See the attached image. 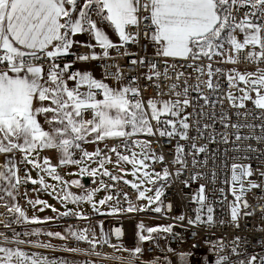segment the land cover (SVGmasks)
I'll return each mask as SVG.
<instances>
[{"label":"snow or ice","instance_id":"snow-or-ice-1","mask_svg":"<svg viewBox=\"0 0 264 264\" xmlns=\"http://www.w3.org/2000/svg\"><path fill=\"white\" fill-rule=\"evenodd\" d=\"M141 12L146 15L141 16ZM142 20L150 22L151 31L145 35L155 46V55L162 58L164 68L159 70L155 62H148L145 57L132 60L131 63L133 65L147 63L149 74L145 78L153 81L155 87L159 89L155 97L145 102L141 97L140 88L133 86L136 82L135 77L127 85L112 88L102 80L95 79L89 71L78 69L70 71L73 69L74 61L65 62L64 58L67 56H75V61L79 62L95 61L109 58V49H119L129 43H137L139 32H131L129 28L138 29ZM100 24H106L113 29L120 43H114ZM78 35H87L90 40L75 39ZM91 40L95 43H91ZM77 46L90 51L73 53V48ZM97 47L102 50V56L94 51ZM124 55H128L127 51ZM169 59L192 63L169 64ZM199 60H206L207 63L198 66L195 62ZM242 62L255 64L256 71L242 73L233 68L225 72L220 67L213 68V63L236 65ZM261 63H264V0H0V154L19 151L23 157L20 163L31 164L33 168L39 169L58 182L62 178L57 174L56 167L50 164L49 158H43L42 163L29 159L33 152L56 148L61 153L60 164L81 165L85 160L95 161L98 168L81 167L80 174L95 178L99 172L100 187L75 195L68 191L69 183L77 187L83 185L78 180L63 182L64 187L57 193V198L61 202L73 204L87 202L94 212L108 216L145 210L161 213L164 187L171 179L179 178L188 169L189 157L192 172L189 180L182 181L186 187L189 181L197 182L204 177L205 174L196 169L206 168L210 159L213 164L211 179L213 182L216 180V154L213 151L209 157L208 144H200L198 141L216 143L219 140L221 144H231L230 149H225V155L227 156L229 151L237 153L230 157L233 161L249 159L247 155H238L240 152L259 151L251 144L243 142L255 139L264 143V68L260 67ZM184 66L197 73L196 83L189 84L185 78L181 88V77H186V73L179 71L178 68ZM170 71L176 72L174 78ZM205 75L207 79H203ZM121 78L122 74L117 69L115 79ZM224 79L227 82V92L222 90ZM68 81H73L74 86L69 87ZM164 81H171L166 85L167 91ZM85 87L86 90L81 91ZM203 89L210 90V94L219 95L211 99L210 94H205ZM192 91L198 93L197 98L203 101L198 105L199 111H196L197 106L192 104L190 98ZM237 92L239 95H236ZM252 93H255L254 98ZM98 94L102 98H97ZM165 95H169L170 98L163 99ZM225 101L231 109L237 110L234 113L237 122H231L229 112L224 110ZM247 101H251L254 109L260 110L259 115L247 109ZM218 104L221 106L218 122L223 131L217 132L214 128L217 122L215 112L210 117L212 123L205 122L201 127L206 107L214 109ZM189 107L193 108V112H186ZM241 109L244 111H240ZM87 112L92 114L90 119H84ZM39 116L44 117L45 123L49 125V131L44 130L38 120ZM256 120L261 122L259 124L251 122ZM256 127L261 130L262 134L259 136L241 132V129ZM193 129L196 134L190 135ZM209 129L211 131H208ZM229 129L232 130L231 135L234 139L230 140ZM140 134L148 137H166L169 143L176 141L172 164L179 167L174 173L170 172L167 166H164L162 171L147 170L150 167L147 161L164 164L165 157L162 154H155L151 141L135 138ZM106 139L124 141L122 145L113 146L108 151L116 155L117 166L121 162L132 165L130 174L138 179L139 183L128 180H124V183L130 184L137 191V200L146 199L148 205L156 204V207L148 209L147 206H138L127 193H115L116 204L110 206L106 213L100 212L97 202L93 199L95 193L101 190L110 192L114 188V184H105L102 177L106 176L111 181H119L123 177L113 175L104 168L106 163L112 161L99 147L89 152L81 147V142L96 143ZM129 140L131 145L128 143ZM180 141L190 142V148ZM120 147L124 149L123 153L119 150ZM135 148H139L140 151L136 152ZM72 149L80 150V159H73ZM127 152H131V155L125 154ZM201 154H204L202 160L198 159ZM223 167L227 168L228 165L223 163ZM18 171L14 157L0 164V192L13 200L14 190L28 182L40 184L44 190L50 187L55 190V186L45 183L43 176L32 179L26 174L22 178ZM120 171L123 173L124 169L121 168ZM137 173L140 175L137 176ZM230 173V179L224 181L230 185L234 197L229 204L230 222L239 227L238 219L242 209L250 207L246 200L241 204L244 194L261 186L247 179L253 175L252 166L248 163L233 162L230 165ZM260 175L264 176V171H261ZM145 182L158 186L154 189L141 190ZM149 191H154V196H146V192ZM220 192L223 194L224 189L221 188ZM205 193L206 186L201 183L191 197L198 206L193 209L194 218H187L189 225L216 223L214 209L207 203ZM121 195L127 204L126 207L121 206ZM2 199L0 196V200ZM113 199V194H107L98 201V204L105 206ZM28 203L34 207L45 204L41 200H29ZM4 207L9 213L14 214V223L41 222L36 217L29 219L16 203L11 205L5 203ZM168 209H171L170 204ZM59 215L88 219L71 209ZM176 219L184 221L186 217L180 215ZM219 223L223 224L224 221ZM137 228L140 242L153 240V234H171L173 231L172 225L146 227L143 222L138 224ZM40 232V229H33L24 235H39ZM68 232L76 240L86 241L91 245V249L65 248L64 251H84L88 255L102 257L103 254L95 250L97 243L110 244L102 222L99 241L95 236L89 239L87 230L73 231L69 228ZM115 232L116 238L119 239L121 229L117 228ZM46 235L65 238L59 232H48ZM19 236V233L14 232L9 238L0 233V264H55L36 253L29 255L20 247L5 246L31 243L33 247H51L50 244L21 240ZM231 243V251L235 254L239 237ZM110 246L116 251H130L132 259L127 261L115 255L110 257L121 264H134V259L138 258L137 254L142 252L140 246L133 250L120 245ZM218 247L222 251L226 245L222 243ZM191 255L192 253H181V264H188L187 257ZM257 259L259 264H264V256L258 258L255 255L247 260H239L237 264H255ZM215 264L232 262L228 255H218Z\"/></svg>","mask_w":264,"mask_h":264},{"label":"built area","instance_id":"built-area-1","mask_svg":"<svg viewBox=\"0 0 264 264\" xmlns=\"http://www.w3.org/2000/svg\"><path fill=\"white\" fill-rule=\"evenodd\" d=\"M243 13L241 12V15ZM146 15V13L141 12V16ZM149 21L142 20L138 29L129 28L131 32H139L138 42L129 43L122 48L114 49L110 54L109 58H103L98 60H89L86 62L75 61V56H67L64 58V61H74L73 69L70 71L80 70V65H87L85 71L91 72L97 80H102L107 83L112 88H119L121 85H127L132 78H136V82L133 86L139 87L141 91V97L146 102L147 99L153 98L157 95L159 89L155 87L153 81L147 80L145 77L149 74L147 63L143 65H133L132 60H138L140 57H145L148 62H155L159 70H163L164 64L162 58H159L155 55V46L150 42L146 37L145 33H150L151 29L149 27ZM73 53H88L90 50L82 47H74ZM127 51L128 55H124ZM219 59V58H217ZM169 64L176 63L177 65H186L192 63L191 61H182L176 60L173 61L169 59ZM196 65L202 66L207 63L206 60H199L195 62ZM220 67L223 71L227 72L230 69H237L240 72H254L256 71V65L250 64L247 62H242L236 65L233 64H219L213 63V68ZM261 68H264V63L260 64ZM117 69L122 74L120 80L115 79V74ZM179 71L186 73V77H181V88L183 87V80L188 79L189 84L196 83L197 73L193 69L186 66L178 68ZM170 75L174 78L176 75L175 71H170ZM203 79H207L205 75ZM155 80V78H154ZM171 81H164L165 91H167L166 85ZM243 87V85H240ZM203 88V86H201ZM86 90L82 88L81 91ZM222 90L227 92V82L226 79L222 81ZM205 94H210V90L203 89ZM219 93L210 94L211 99H215ZM236 95H239L237 92ZM253 98L255 93H252ZM98 97H101L98 94ZM97 97V98H98ZM198 93L192 91L190 92V98L192 104L196 105V111H199V104H202L203 101L199 100ZM163 99H169V95L162 97ZM175 98V97H171ZM248 110L260 114V110L254 109L251 101L246 102ZM224 110L228 111L231 117V122H237V117L235 116L236 109H231L227 103L224 102ZM221 111V106L218 104L214 109L206 107V115L203 118L201 127L203 123H212L213 112L216 114L217 122L214 125V128L217 132L223 131L221 124L218 122V117ZM240 111H244L241 109ZM187 113L193 112V108L189 107L186 109ZM86 116H91V112L85 113ZM253 123L259 124L261 121H251ZM155 124V122H153ZM208 131H211L209 129ZM229 138L234 139L231 135L232 130L229 129ZM243 134H254L256 136L261 135V130L259 127L255 129H241ZM195 130L193 129L190 132V135H195ZM140 140H149L151 141L152 150L157 155H164L165 161L164 164L151 162V168L155 171H162L164 166H167L170 172H175V169L179 165L172 164L174 159V146L176 141L173 140L171 143L168 142L166 137L158 136H143L142 134L135 137ZM124 143L122 139H106L102 141L99 145V148L102 150L104 155H107L111 158V163H106L105 166L114 164L116 161V155L108 151L113 146H120ZM131 145V140L128 141ZM180 143H185L187 147L190 148V142L180 141ZM198 143L208 144V155L211 157L212 152L216 154V171L217 178L213 182L211 179V169L213 164L211 159L206 168H197L196 171H201L205 175L202 179L197 182L189 181V185L186 187L182 181L189 180V177L192 172V167L189 157V167L183 172L179 178L171 179L164 187V196L161 197L162 200V212L156 213L151 210H145L143 212H132V213H121L115 216L100 215L97 213L88 216V219H77L76 217L65 220V223L77 224L82 223L83 228L81 230H87V236L89 239H92L95 236V239L99 241L100 239V222L103 223V230L108 234L110 244L101 245L97 243L96 251L103 254L102 257H97L95 255H88L84 251L74 252L78 256L83 258V264L90 262V264H121L120 261H115L110 259L111 256H119L124 258L125 261L132 259L130 256V251H116L110 245H120L125 249L133 250L137 246V225L141 222L150 223L151 225L156 226H167L172 225L173 231L169 233H158L153 234L154 239L145 241L141 246L142 252L137 254L138 258L134 259V264H181L180 254L181 253H192L191 256L187 257L188 264H215L218 255H228L232 264H237L239 260H247L251 256L255 255L258 258L264 256V176L260 175L261 171H264V143H261L255 139L244 141V144H251L254 148L259 149L257 152L244 153L240 152L238 155H247L249 159L247 160H236L233 161L230 157L232 155H237L229 151L227 156L225 155V149H230L231 144L224 145L219 143L217 140L216 143H208L207 140H200ZM107 146V147H106ZM119 150L123 153L124 149L122 147ZM135 150V149H134ZM53 152L59 154L60 151L56 148H53ZM125 154L131 155V152ZM15 158L17 161L18 175L24 177L26 174L30 176L29 171L26 169L24 163H20L23 157L19 156V151L14 153H3L0 154V164L5 163L6 157ZM21 157V158H20ZM73 159H78L77 151H73ZM198 159H204V154H201ZM99 160V157L96 158ZM235 163H248L252 166L253 175L248 177V180L255 182L261 187L252 189L244 194L243 201L246 200L250 207L248 209H242V212L239 216L238 223L239 227H236L233 223L230 222V209L229 204L234 200V197L230 190V185L224 183L226 179H230V165ZM223 163L228 165L227 168L223 167ZM72 164H60L57 163V174L63 180V173L68 170ZM98 168V163L97 167ZM106 169V168H105ZM102 171V170H101ZM113 175L116 173L113 170H108ZM105 184H114V188L110 190V194L114 195V205L116 204L115 193H127L128 197L136 203L138 206L140 204L137 201L138 193L135 189L129 184H125L121 179L119 181H111L108 177H102ZM92 181H89L90 184L88 187L96 188L99 183L101 176L99 172L96 177H91ZM95 180V182H94ZM206 186V196L207 203L210 204L213 209V215L216 223L213 225L200 224V225H189L187 223V218H194L195 213L193 211L198 205L194 203L191 199L192 195L198 190L200 184ZM247 187V181L245 182ZM224 189V193L220 192V189ZM15 200L13 203L18 204L21 209L25 212L26 216L29 217V213H34V206L28 203L29 200L38 199V191L34 188L31 182L21 184L17 190H14ZM225 197L227 198L225 200ZM121 206L126 207L127 204L124 201L123 195L120 196ZM171 205V209H168V205ZM36 206V205H35ZM109 207V202L108 205ZM157 206V205H156ZM207 206V205H206ZM147 208L151 209L147 204ZM245 212L252 213L251 215H245ZM106 213V212H101ZM180 215H184L186 219L180 221L176 219ZM15 216L12 213H9L4 206H0V233L11 238L15 233H19V239L26 240L24 235L25 231L30 228L29 223H14ZM224 221L223 224L219 223ZM10 225V226H6ZM117 228L121 229L120 238H116L115 230ZM64 239H60L54 236L42 235L40 240L43 244H50L57 248H76L80 250H90L91 245L86 241H78L74 237L63 236ZM239 237V245L237 253L233 254L231 251L232 241ZM225 244L226 247L221 251L219 249L220 244ZM171 249V251H169ZM71 252V251H70ZM73 253V252H72ZM259 264V259L255 262Z\"/></svg>","mask_w":264,"mask_h":264},{"label":"rangeland","instance_id":"rangeland-1","mask_svg":"<svg viewBox=\"0 0 264 264\" xmlns=\"http://www.w3.org/2000/svg\"><path fill=\"white\" fill-rule=\"evenodd\" d=\"M242 38V37H241ZM92 43V42H91ZM94 44V43H93ZM115 49V48H114ZM114 49H112L111 51H110V53L114 50ZM94 51L97 53V55H99V56H102V50L99 48V47H97V48H95L94 49ZM109 53V54H110ZM85 69H87V65H85V64H81L80 65V70L81 71H85ZM74 86V83H73V85H71V86H69V87H73ZM98 98H102V97H98ZM148 100V99H147ZM146 100V101H147ZM91 118V116H86V115H84V119H90ZM143 135V134H142ZM143 136H145V135H143ZM89 139H91V137L89 138ZM102 142V141H101ZM101 142H96V143H83V142H81V147L84 149V150H86V151H89V152H92V151H95V149L97 148V147H99V145H100V143ZM52 151H53V149H52ZM71 151H77V153H78V159H80V157H81V153H80V150H78V149H72ZM135 151L136 152H139L140 151V149L139 148H135ZM56 154V153H55ZM54 154V152L52 153V152H49V150H48V148H45V149H42V150H38L37 152H36V154H31L30 156H29V159H35V160H40V159H42L43 160V158H45V157H47V158H49V160H50V164L52 165V166H57V163L60 161V158H61V153H59V154H57V155H55ZM19 156H21L22 157V154L19 152ZM20 157V158H21ZM146 163H148L149 164V169H147L148 171H152V168H151V162H150V160L149 161H147ZM24 164H25V167H26V169L29 171V173H30V177L32 178V179H39V177L40 176H43V178H44V181H45V183L46 184H48V185H53V186H55V190H53V188H48L47 190H44L43 188H42V186L40 185V184H33V186H34V188L38 191V194H39V198L41 199L42 198V196L43 195H45V196H50V201H52V202H54V203H56V198H57V193H58V191L59 190H61V188L64 186V184H63V180H61L60 182H58V181H56V180H54V179H52L50 176H48L46 173H43V172H40V170L39 169H35V168H33V166L31 165V164H28V163H26V162H24ZM81 167H87V168H96L97 167V162H95V161H92V160H85L84 161V163L83 164H81V165H73V166H71L68 170V172H66V174L64 175V179H66V180H70V179H80L82 176H85V175H87V174H80V168ZM105 168L107 169V170H113L115 173H116V175L117 176H122L123 177V181L124 180H128V181H132V182H136V183H139V180L138 179H136V178H134L130 173L132 172V165L131 164H129V163H126V162H121L120 163V165L119 166H117L116 165V163L114 162V164H111V165H109V166H105ZM121 168H123L124 169V172L122 173L121 171H120V169ZM72 170H74L75 171V174L74 175H72L71 174V171ZM67 171V170H66ZM56 172H58V170H57V167H56ZM38 173H39V175H38ZM125 173H127V174H125ZM64 174V173H63ZM140 174L139 173H137V176H139ZM91 176V175H90ZM162 183V182H161ZM90 184V183H89ZM89 184H88V186H89ZM130 185V184H129ZM155 186H158V185H155ZM153 184H148L147 182H145V184H143L142 186H141V190H144L145 188H148V189H154V187H155ZM100 187V183H99V185L96 187V188H99ZM91 190V189H90ZM86 192V191H85ZM107 194H110V192H108V191H105V190H101V191H98V192H96L95 193V195H94V197H93V199H94V201L95 202H97V207L100 209V212H102V211H104V209L105 208H103L101 205H99L98 204V201L100 200V199H102L105 195H107ZM0 196H2L3 197V199L2 200H0V206H4V204L5 203H7V204H9V205H11L12 204V201L10 200V199H8V197H7V195L5 194V193H2V192H0ZM146 196H154V191H149V192H146ZM138 201V203L140 204V206H147V204H148V201L146 200V199H141V200H137ZM114 205V201L112 200V201H109V207L110 206H113ZM150 206V208H154V207H156V204H152V205H149ZM81 210L85 213V214H87V213H93L94 211L92 210V207H91V205L89 204V203H87V202H84L83 203V206H82V208H81ZM109 210V208L106 210L105 209V212H107ZM33 214H35V212L34 213H32V212H30L29 213V215H33ZM29 218V217H28ZM31 224H33V223H31ZM31 224H30V226H31ZM144 225L146 226V227H155L156 225H151L150 223H144ZM33 227V226H32ZM38 227V228H37ZM52 227H54L53 229L54 230H58V232L59 233H63V231H68V227H66L64 224H62V222L61 223H59V222H55V223H53V225H52ZM34 229H41L40 228V225H35L34 227H33ZM48 228H49V225H48ZM28 230V229H27ZM27 230L25 231V232H27ZM42 231L44 232V230H42L41 229V232H40V236H35V237H26V240L25 241H27V240H30L31 238L32 239H34L35 240V242L36 243H42L41 242V240H40V237L42 236L41 235V233H42ZM137 231H139V229L137 228ZM147 233H145V235H146ZM145 242V241H144ZM144 242H140L139 240H138V236H137V246H142L143 245V243Z\"/></svg>","mask_w":264,"mask_h":264},{"label":"crops","instance_id":"crops-1","mask_svg":"<svg viewBox=\"0 0 264 264\" xmlns=\"http://www.w3.org/2000/svg\"><path fill=\"white\" fill-rule=\"evenodd\" d=\"M99 26L106 32V34L109 36V38L114 43H116V44L120 43L119 38L114 33L113 29H111L106 24H100ZM75 39L82 40V41L90 40V38L87 35H78V36L75 37ZM90 42L95 43L94 40H91ZM111 50L112 49H109V53H110ZM73 83H74L73 81H68V86L73 85ZM38 120L41 123V125L43 126L44 130H46V131L50 130L49 125L47 123H45V120H44L43 116H39ZM52 149L53 148H48L49 152L53 153ZM33 154H36V152H33ZM55 155H57V154H55ZM7 159H10V157L7 156L6 160ZM42 161H43L42 159L38 160V162H40V163H42ZM68 171L69 170L64 172L63 181L62 182H71L73 180H78L80 182V184L83 185V187H77V186L71 185L69 183L68 191H71L75 195H81V194H84L85 191L93 189L91 187H88V185L86 186L84 184V182L82 180V178L84 176H82L80 179H70V180L64 179V175ZM71 174L74 175L75 171L72 170ZM85 176H88L89 177V181H92V179H91L92 176H90V175H85ZM60 192H61V190L58 191V193H60ZM8 199H10L12 201V203H13L14 200L11 197H8ZM37 200L44 201L45 204L36 205L35 208H34L35 214L30 215L29 219H31L32 217H36L41 222L40 223H33V224L29 223V225L31 224V226H30V228H28L27 232H31L34 229L33 227L35 225H37V224L40 225V228L42 230H44V232L42 231L41 235H46V233H48V232H53V233L58 232V230H54L55 228L52 227L53 223H55V222H59V223L62 222V224H64L68 228H71L73 231H81V229L83 228V224L82 223H77V224L65 223V220H69L70 218H73V217H76V216H60L59 214L64 212V211H66V210H69V209H71L73 212L81 213L84 217H88V216H91L92 214L96 213V212H93V213L85 214L81 210L84 202H82L80 204H73L71 202H61L60 199L56 198V203H54V202L50 201L51 200L50 196L47 197V196L43 195L42 198L40 199L39 198V194H38V199ZM45 205H47V206H45ZM102 207L105 208L106 210L109 208L106 205L102 206ZM41 209H43V210H41ZM53 209H55V211H53ZM105 209L102 212H105ZM45 218H48V219H45ZM77 219H82V218H77ZM48 225H49V228H48ZM61 235L62 236H66V237L71 236L67 230L63 231V233H61ZM35 236H40V235H32V236H26V237H29V238L32 237L33 238ZM32 238L30 240H27V241L28 242H35V240L32 239ZM5 246L13 247V248L20 247L23 251H25L29 255H31L32 253H36L40 257L47 258V260L49 262H55V264H65V262H66V264H83V258L81 256H78L74 252L72 253L70 251H64L63 249L57 248V247H55L53 245H51V247H48V248L33 247L31 245V243H25V244H21V245L9 244V245H5Z\"/></svg>","mask_w":264,"mask_h":264},{"label":"water","instance_id":"water-1","mask_svg":"<svg viewBox=\"0 0 264 264\" xmlns=\"http://www.w3.org/2000/svg\"><path fill=\"white\" fill-rule=\"evenodd\" d=\"M82 180H83V182H84V184H85L86 186L89 184V177H88V176H84V177L82 178Z\"/></svg>","mask_w":264,"mask_h":264}]
</instances>
